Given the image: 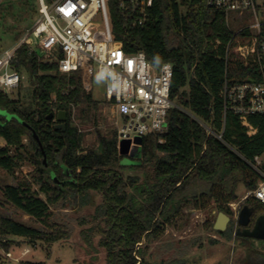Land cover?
I'll return each instance as SVG.
<instances>
[{
    "label": "trees",
    "instance_id": "1",
    "mask_svg": "<svg viewBox=\"0 0 264 264\" xmlns=\"http://www.w3.org/2000/svg\"><path fill=\"white\" fill-rule=\"evenodd\" d=\"M34 4L23 1L19 6L37 13ZM9 9L13 15L14 6ZM108 9L114 39L126 53L143 52L158 67L174 65L171 98L176 107L169 129L143 138L137 165H124L127 157L120 154L118 134L99 136L102 152L86 150L73 111L97 103L85 91L80 72L62 73L57 64L22 45L12 68L27 73L35 86L33 108L0 89V112L5 113L0 114V138L6 143L0 147V170L14 180L0 185L2 251L15 244L14 238L31 245L68 238L69 230L54 222V209L96 194L103 200L98 208L105 223L100 247L107 264H153L145 249L168 225L185 220L184 210L217 209L233 217L238 189L253 191L264 180L252 166L260 158L264 172V116H252L249 126L244 125L233 113L225 117L221 99L226 71L231 83L249 80L252 66L240 55V47L252 43L251 32L232 34L224 14L206 8L205 0H154L142 27L125 20L118 0H111ZM21 38L16 36L17 43ZM61 111L68 115L66 131L56 128ZM25 164L36 167L31 179L17 177ZM9 206L41 227L17 220L5 211ZM244 206L253 211L251 229L264 217V204L249 198ZM248 233L239 231L248 261L264 264V253L251 247L249 242L256 239ZM87 244L90 255L94 246Z\"/></svg>",
    "mask_w": 264,
    "mask_h": 264
},
{
    "label": "built area",
    "instance_id": "2",
    "mask_svg": "<svg viewBox=\"0 0 264 264\" xmlns=\"http://www.w3.org/2000/svg\"><path fill=\"white\" fill-rule=\"evenodd\" d=\"M4 0H0V3ZM111 0H37L38 17L21 40L0 56V89L10 95L24 76L12 68L17 51L29 45L41 51L46 61L58 65L65 74L80 72L83 87L92 94L94 82L105 85L106 97L115 114L124 118L119 144L164 134L169 129L170 112L176 107L171 98L174 65H153L145 53L128 54L114 39L108 5ZM126 21L144 26L154 0H118ZM206 8L222 12L232 34L249 30L252 43L240 47V55L252 66L249 80L231 83L225 75L221 90L224 115L239 116L249 126L252 116H264V0H205ZM228 60V56H227ZM210 133L213 131L209 128ZM160 143H164L160 139ZM254 169L264 177L261 159ZM264 204V180L247 193Z\"/></svg>",
    "mask_w": 264,
    "mask_h": 264
},
{
    "label": "rangeland",
    "instance_id": "3",
    "mask_svg": "<svg viewBox=\"0 0 264 264\" xmlns=\"http://www.w3.org/2000/svg\"><path fill=\"white\" fill-rule=\"evenodd\" d=\"M23 1L29 4L36 0H4L0 3L3 13L0 15V56L17 43L16 36L25 35L32 27L38 17L32 9H26L19 4ZM34 4V5H35ZM10 6H14V14L9 13ZM38 9V6H37ZM40 56H44L38 51ZM24 80L20 87L10 97L19 99L26 103L30 109L33 108L31 94L35 89L27 73L23 74ZM97 107L82 105L74 108L73 119L84 136V147L102 152L100 135L111 138L124 127V118L115 114L112 104L106 97L105 85L95 81L92 92ZM6 143L0 138V147ZM124 165H137V159L125 158ZM36 167L33 164H25L17 171L18 178H29L34 174ZM128 175H136L127 172ZM14 183L12 177L0 170V185ZM248 191L244 187L238 189V200L232 204L234 216L224 234L215 230L214 226L218 215L217 209L206 211L193 210L192 207L184 210L185 220L178 222L175 226L168 225L162 236L150 243L145 249L146 258L153 264H253L248 260L249 252L245 241L239 238L238 217L245 205L244 197ZM102 197L93 194L84 202H67L65 207L54 209V222L64 225L69 230V237L48 244L38 242L29 244L21 238H14L15 244L7 251H2L3 264H22L23 262L44 264H107L106 251L100 247L102 238L101 228L105 227L98 208L102 205ZM14 218L31 226L40 228L32 218L17 211L12 207L5 210ZM161 226V224H159ZM86 233V234H85ZM88 236V240L85 239ZM87 241L93 243L92 254H88ZM251 247L264 253V241L253 240L249 242ZM144 247H147L144 244Z\"/></svg>",
    "mask_w": 264,
    "mask_h": 264
},
{
    "label": "water",
    "instance_id": "4",
    "mask_svg": "<svg viewBox=\"0 0 264 264\" xmlns=\"http://www.w3.org/2000/svg\"><path fill=\"white\" fill-rule=\"evenodd\" d=\"M0 114H4L3 112H0ZM55 115H51L50 118H54ZM57 121L59 122V125L56 126L57 129H63V131H66L67 129V121H68V115L67 112L61 111L58 113ZM143 139L141 137H137L135 139V144L138 146H142ZM120 154L132 159H138L140 157V148H132V141L130 139L122 140L119 145ZM253 211L247 207L244 206L239 214L238 217V225L241 227H249L252 220ZM231 218L224 214L220 213L218 215L217 221L215 223V230L219 232H225L228 228V224L230 222ZM251 237L264 241V217H259L256 221L255 228L253 231H250L248 233Z\"/></svg>",
    "mask_w": 264,
    "mask_h": 264
},
{
    "label": "flooded vegetation",
    "instance_id": "5",
    "mask_svg": "<svg viewBox=\"0 0 264 264\" xmlns=\"http://www.w3.org/2000/svg\"><path fill=\"white\" fill-rule=\"evenodd\" d=\"M240 228H241V230L243 231V230H250V231H253L254 230V228H255V224H254V226L253 227H251V229L249 228V227H241L240 226Z\"/></svg>",
    "mask_w": 264,
    "mask_h": 264
}]
</instances>
